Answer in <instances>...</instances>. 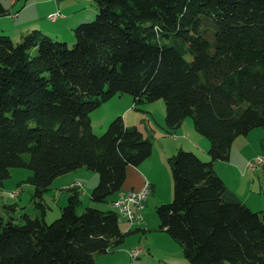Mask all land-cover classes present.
<instances>
[{"label":"trees","instance_id":"1","mask_svg":"<svg viewBox=\"0 0 264 264\" xmlns=\"http://www.w3.org/2000/svg\"><path fill=\"white\" fill-rule=\"evenodd\" d=\"M92 1L72 45L37 28L17 41L0 32V189L12 168L30 169L43 214L53 180L84 168L98 173L90 200L106 201L152 141L121 115L98 135L90 113L116 94L135 106L162 98L167 130L191 117L210 158L183 148L168 157L173 198L156 206L159 228L189 264H264V193L260 210L224 199L213 166L238 135L264 127V0ZM68 190L50 223L0 212V264H97L95 254L123 242L116 210L79 212V193Z\"/></svg>","mask_w":264,"mask_h":264},{"label":"rangeland","instance_id":"2","mask_svg":"<svg viewBox=\"0 0 264 264\" xmlns=\"http://www.w3.org/2000/svg\"><path fill=\"white\" fill-rule=\"evenodd\" d=\"M89 9L88 6H85L83 11L87 13ZM94 14L95 12L93 16ZM92 18L88 19V21ZM73 35L72 32L70 37ZM13 40L17 41V39ZM68 40V45H72L74 38ZM134 106L133 97L127 93L122 95L116 94L111 99L103 102L100 107L90 113L93 132L98 135L102 134L109 123L118 115L122 116L126 125L136 126L146 133H148V128L150 127H154L157 131L161 132V125L165 122V102L162 98L143 104L139 103L135 107ZM149 112H152V114ZM191 128L194 129L192 133L204 137L196 132L192 118H185L184 123L179 130H176V133L174 132L171 134L170 132L164 136L165 141H169L168 147L171 148V151L174 148V151H170L167 156L160 154V146L161 143L164 142L161 134L164 133L161 132L159 135H155L153 141L155 150L152 160V171L156 176L154 188H152L150 184L145 207L142 211L144 216L143 223L139 225H130L125 219H120L119 224L122 231L125 233L123 242L116 248L110 249L105 253L95 254V261L97 264H189L184 257L179 243L176 242L167 231L159 228L156 206L161 203L169 202L173 198V179L171 168L168 163V156L175 154V150H177L179 146H182L179 142L186 139V135L188 136V134H190ZM176 134L177 136H175ZM204 139L207 138L204 137ZM197 144L200 146L199 142ZM258 145L259 148H257V150L259 149V151H261L262 147L260 143H258ZM183 149H188V147H183ZM28 157L29 155L26 154L25 158L27 159ZM263 166L264 165L255 166L258 169H255L251 176L256 186V188H253V195L255 198L259 199V203H257V205L259 204L258 206L255 205L256 203H252L253 206H255L252 208L253 210L263 208V202L262 207H260L261 196H259L264 190L259 188L260 185L264 188ZM30 174L31 170L28 168L16 167L11 169L10 177L4 182V188L0 189V212L5 219H7V216L11 215L17 222H22L21 215L26 212L31 216H36L37 213L39 216H43L47 223L52 222L60 215L61 208L67 204V197L70 193L68 187L71 184L74 190L79 193V212L82 208L89 205L103 209L113 208L111 203L120 197L121 191L126 193L131 190L140 191L145 186L144 178H140L134 173L128 181L125 179L123 183L124 187L128 185L129 182H131L130 184L134 183V189H121V191L110 195L104 202H93L90 200L89 194L91 188L98 180V173L86 169H76L62 174L53 180L51 188L44 194L47 207L44 208V213L42 214L41 208L36 207L35 204L31 202L33 186L27 181V177ZM259 179H261V181H259ZM76 181L79 182L78 186L74 183ZM18 189H20V192H18L16 197L12 196V193H9ZM6 202L7 204L4 208L3 204ZM18 205L20 208L23 207V209L17 210L16 207H18ZM41 206H43V203ZM141 227L144 229L143 231L142 229L137 230V228ZM136 245L142 247L144 251L139 257L132 259L128 254V249Z\"/></svg>","mask_w":264,"mask_h":264},{"label":"crops","instance_id":"3","mask_svg":"<svg viewBox=\"0 0 264 264\" xmlns=\"http://www.w3.org/2000/svg\"><path fill=\"white\" fill-rule=\"evenodd\" d=\"M0 2L7 11L6 14L0 15V32L7 33L12 37V39L17 40L20 38L21 34L33 28L40 29L47 35H50L54 38L72 39V36L70 37V35L73 32L74 27L79 22L92 18L95 11L94 3L92 0H0ZM85 6H88V8H90L89 12L87 13L83 11V8ZM55 11H59L62 16L58 17L55 20L48 19V15ZM149 113L152 114V112ZM184 121L185 119L176 130H179L181 128ZM148 129V133H146L145 131H143V133L145 134V136L147 135L152 141V152L150 156H148L138 166L128 165L126 169L125 179L128 181L131 175L135 173L136 175H138V177L144 178V184L145 182H148L152 185V188H154L153 186L155 183L156 175L152 171V160L155 150L153 141L155 139V135H159V133L161 132L164 133L161 134L163 136L162 140L164 142L161 143L160 154H162L163 156L169 155L171 148L168 147L169 141H165L164 136L170 133V131L167 130L165 122L161 125V132L157 131V129H155L154 127H150ZM176 130L171 132V134H173L174 132L176 133ZM193 130L194 129L191 128L190 134H188V136L186 135V139L179 143L183 147H188L187 150L194 151L201 158L208 160L210 158L208 154L209 141L208 139H204V137H200L196 133H192ZM198 142L200 146H198ZM258 143H260L262 147V152L259 151V149L257 150V148H259ZM182 146H179V148H183ZM172 151H174V148ZM258 154L264 155V127H256L251 129L245 135H238L231 144L229 159L227 161L216 160L214 162L213 166L216 173L224 180L226 184V190L223 193L224 199L232 202L245 203L251 209L255 207L252 203H256L255 205L259 203V199L255 198V196L253 195V188H256V186L254 184V179L251 178L253 171L258 168L250 167L248 165V163ZM82 169L84 168H79L77 170ZM259 181H261V179H259ZM130 183L131 182H129L125 187L122 184L121 189H134L135 184ZM71 185L69 187H71ZM259 188L264 189L262 185H260ZM120 193L125 192L121 191ZM263 193L264 190L262 194H259V196H261L260 207H262ZM32 194L33 190L31 192V197ZM42 203L44 208H46L47 203L44 200V196ZM6 204L7 202L3 204L4 208ZM16 209H23V207L20 208L18 205ZM260 209L262 208H259L257 210ZM36 216L39 215L36 213ZM138 229H142V231L144 230L142 227L137 228V230Z\"/></svg>","mask_w":264,"mask_h":264},{"label":"built area","instance_id":"4","mask_svg":"<svg viewBox=\"0 0 264 264\" xmlns=\"http://www.w3.org/2000/svg\"><path fill=\"white\" fill-rule=\"evenodd\" d=\"M62 16L59 11H55L48 16V19L55 20L58 17ZM177 136V135H175ZM264 164V155L258 154L254 159H252L248 165L250 167L262 166ZM79 183V182H75ZM150 184L148 182L145 183V186L140 191L131 190L129 192H125L123 196H120L117 200L113 201L112 207L116 210L118 214V219H125L130 225H139L143 221L142 211L145 207V202L148 196ZM20 189L16 191H12L9 193L15 194L17 196ZM143 248L140 246H135L128 249L129 256L134 259L139 257V255L143 252Z\"/></svg>","mask_w":264,"mask_h":264},{"label":"bare ground","instance_id":"5","mask_svg":"<svg viewBox=\"0 0 264 264\" xmlns=\"http://www.w3.org/2000/svg\"><path fill=\"white\" fill-rule=\"evenodd\" d=\"M75 184L79 185V183H75ZM10 194H11V193H10ZM123 195H124V193H121V194H120V196H123ZM12 196H15V194L12 193Z\"/></svg>","mask_w":264,"mask_h":264}]
</instances>
